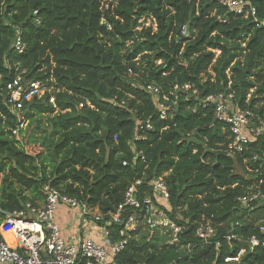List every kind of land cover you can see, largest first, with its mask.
<instances>
[{
	"label": "trees",
	"instance_id": "16d2710c",
	"mask_svg": "<svg viewBox=\"0 0 264 264\" xmlns=\"http://www.w3.org/2000/svg\"><path fill=\"white\" fill-rule=\"evenodd\" d=\"M246 1L263 19L264 0ZM148 14L157 32H134L137 19ZM183 25L192 40L177 35ZM16 28L22 54L13 49ZM209 69L215 81L201 84ZM228 69L236 103L264 119V28L215 0H0V223L26 203L39 205L44 185L106 214L130 184L163 177L166 212L183 227L178 243L140 226L128 233L115 264H264V246L248 245L264 238L258 231L264 205L239 207L237 198L253 179L236 171L240 158L222 155L227 132L213 122L211 109L183 94L177 111L160 119L143 90L155 85L171 101L175 83L218 94ZM20 70L27 79H52L47 85L55 89L54 104L48 96L25 104L24 121L34 128L24 143L11 133L18 122L5 104L6 85ZM136 120L151 125L138 132L145 140L135 142L148 164L122 166L131 158ZM202 217L211 219L220 248L195 237Z\"/></svg>",
	"mask_w": 264,
	"mask_h": 264
},
{
	"label": "built area",
	"instance_id": "2783aa9c",
	"mask_svg": "<svg viewBox=\"0 0 264 264\" xmlns=\"http://www.w3.org/2000/svg\"><path fill=\"white\" fill-rule=\"evenodd\" d=\"M215 2L226 12L249 19L256 27L264 28V18H257L256 9L249 1L215 0ZM217 20L225 23L226 18L219 16ZM157 30V20L150 14L138 18L134 28V32L138 34L149 31L153 35ZM177 35L180 39L188 40L194 37H190L187 25L181 26ZM25 48L20 30L16 28L13 49L22 54ZM218 54L216 52V56ZM225 76L227 86L218 94L202 95L193 84L175 83L169 92V96L174 98L171 101L155 85L147 84L143 90L151 96L160 119L163 120L177 111L178 94H183L185 101L194 100L202 109H211L213 122L220 126L222 133L227 132L228 144L225 154L240 158L242 163L241 167H236L237 170L244 177L251 176L253 179L247 192L237 198L239 207L254 210L257 206L264 205V119L255 115L249 108H242L236 103L235 92L231 89L229 69L226 70ZM207 81L211 83L215 81V74L210 69L199 76L201 84ZM47 82L53 84L52 79L48 81L27 79L26 70H20L6 85L5 104L18 122V126L11 133L19 141L20 132L27 124L19 113L25 104L45 97V92L51 86H48ZM252 92L251 89L246 95L245 103H249ZM48 99L49 103L54 102L53 99L52 101L51 98ZM120 104L123 105V102ZM191 111L194 113L195 108ZM135 126L136 132L130 142L131 158L130 161H123L122 166L148 164L144 151L138 148L135 142L145 140L138 132L151 130L150 122L136 120ZM42 194L43 201L39 205L26 203L21 210L6 214L0 223V264H115L116 255L127 244L128 233L140 226L149 232L153 230L165 232L169 237V244L178 243L183 232V227L166 212L169 191L163 177H154L147 184L144 180L130 184L124 192L122 202L116 206L114 212L106 214H101L96 208H90L62 194L50 185L42 187ZM59 205L75 213L74 224L78 234L75 241L63 238L60 227L55 222V212ZM84 229L91 235L86 233L87 235L83 236ZM258 231L264 235V222L259 224ZM3 232L12 236V245L4 240ZM194 235L204 245L212 244L216 249L221 246L211 219L202 217L196 224ZM231 238L236 237H223L226 241ZM248 245L250 249L258 245L264 246V238L261 241L251 238Z\"/></svg>",
	"mask_w": 264,
	"mask_h": 264
},
{
	"label": "rangeland",
	"instance_id": "374dc122",
	"mask_svg": "<svg viewBox=\"0 0 264 264\" xmlns=\"http://www.w3.org/2000/svg\"><path fill=\"white\" fill-rule=\"evenodd\" d=\"M239 58H240V56L237 57L236 59H239ZM54 94H55V89H54V87H53V85H52V86H50V89H48V90L45 92V96L48 95L49 98H51V101H52V99L54 100V97H55ZM42 99H43V98H42ZM42 99H38L37 101L42 100ZM53 103H54V102H53ZM53 103H52V104H53ZM24 112H25V109H22V110L20 111V113H19V116L23 117ZM41 123H42V127L46 128L47 132H49L50 129L47 128V127H45V125H46V117H43V118L41 119ZM33 128H34V126H29L28 123L25 124V125L23 126L22 133L20 134V140H21V142L24 143V142L26 141L28 135L31 133V131H33ZM192 138H193V137L190 136V139H192ZM36 150L39 151L38 148H36ZM236 171L239 172V170H236ZM59 208H60L59 210H61V211L59 212L61 218L64 219L65 221H67V218H69V220H68V222H67V225L65 226V227H66L65 229H66L67 231H69V232H71V231L73 232V225L75 226V224H74V220H75V217H76V216H75V213L72 212V210L66 208V207L63 206V205H59ZM61 208H63V210H62ZM64 209L67 210V211H64ZM68 211H70V213H68ZM74 228H75V227H74ZM69 229H71V231H70ZM3 233H4V232H3ZM3 233H2V234H3ZM86 233H87V230L84 229V230H83V236H85ZM74 236H76V238H77V236H78L77 231H76V228L74 229ZM6 238H7V237H6ZM71 241H72V240H71Z\"/></svg>",
	"mask_w": 264,
	"mask_h": 264
},
{
	"label": "crops",
	"instance_id": "0c3cea01",
	"mask_svg": "<svg viewBox=\"0 0 264 264\" xmlns=\"http://www.w3.org/2000/svg\"><path fill=\"white\" fill-rule=\"evenodd\" d=\"M60 208L58 207L56 209V212H55V222L58 224V226L60 227V230H61V235L63 238L67 239L68 241H75L76 240V236H74V225H73V232L71 231V229H69L71 232L67 231L65 228V226L67 225V222L69 220V218H67V221H65L64 219L61 218L59 212L61 210H59ZM63 210V208H61ZM64 211H67L64 209ZM73 212V211H72ZM68 213H70V211H68ZM88 235L90 234L89 232L87 233ZM86 234V235H87ZM91 235V234H90ZM11 236V235H10ZM11 239H12V236H11Z\"/></svg>",
	"mask_w": 264,
	"mask_h": 264
},
{
	"label": "bare ground",
	"instance_id": "6f19581e",
	"mask_svg": "<svg viewBox=\"0 0 264 264\" xmlns=\"http://www.w3.org/2000/svg\"><path fill=\"white\" fill-rule=\"evenodd\" d=\"M2 236H3V238H4V240L9 244V245H12V239H11V236H10V234L9 233H7V232H4L3 234H2ZM7 237V238H6Z\"/></svg>",
	"mask_w": 264,
	"mask_h": 264
},
{
	"label": "water",
	"instance_id": "95a60500",
	"mask_svg": "<svg viewBox=\"0 0 264 264\" xmlns=\"http://www.w3.org/2000/svg\"><path fill=\"white\" fill-rule=\"evenodd\" d=\"M222 155H223V156H226V154H225V153H222Z\"/></svg>",
	"mask_w": 264,
	"mask_h": 264
}]
</instances>
